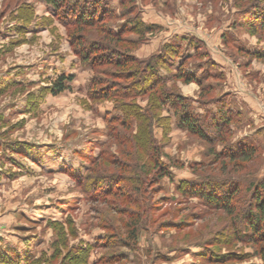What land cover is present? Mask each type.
<instances>
[{
	"label": "rangeland",
	"instance_id": "374dc122",
	"mask_svg": "<svg viewBox=\"0 0 264 264\" xmlns=\"http://www.w3.org/2000/svg\"><path fill=\"white\" fill-rule=\"evenodd\" d=\"M256 1L110 0L115 18L105 19L117 30L134 17L156 26L143 39L124 34L139 40L132 54L159 62L160 73L169 77L163 85L170 99L188 97L199 112L220 104L237 112L229 142L217 148L259 146L258 158L240 175L259 180L264 178V30L245 14ZM72 14L47 0H0V264H264L255 246L234 237L227 216L177 188L198 177L196 164L210 160L212 145L180 125L172 100L156 106L150 92L129 100L149 116L150 141L140 136L139 121L132 120L130 130L113 122L123 112L106 92L116 86L134 92L138 82L121 80L116 68L100 59L92 60L95 68L82 59L86 43L71 41ZM87 38L100 39V33ZM168 46L192 56L188 69L204 87L213 86L207 98L200 97L203 86L177 78L183 57L171 58ZM163 53L171 66H161ZM104 70L112 73L103 76L104 97H92V80ZM63 75L74 78L55 93L53 85ZM215 97L218 102L207 107L198 101ZM253 129L259 134L239 140ZM121 131L128 140L117 137ZM154 145L170 173L159 181L160 170L146 172ZM101 153L117 156L104 155L100 162L106 171L98 185L114 186L113 193L81 181L97 168L94 159ZM125 177L141 181L137 190L124 186ZM149 197L154 216H144L136 244L129 245L126 221Z\"/></svg>",
	"mask_w": 264,
	"mask_h": 264
},
{
	"label": "trees",
	"instance_id": "16d2710c",
	"mask_svg": "<svg viewBox=\"0 0 264 264\" xmlns=\"http://www.w3.org/2000/svg\"><path fill=\"white\" fill-rule=\"evenodd\" d=\"M92 1L93 4H96L95 6H91V3L81 2L80 6V3L71 5L67 0H47L56 10H59V8L68 9L70 13H73L72 15L75 18L72 23H68L73 24L69 33L71 34V41H74L75 38L81 43H86L85 48L79 51V55L84 61L95 68L96 64L92 60L96 61V59H100L103 66H114L116 68L115 74L121 80L131 82L132 84L138 82L134 85V92L122 86H116L115 90L106 92L107 97L113 96L116 99V103L119 104L116 108L122 109L123 112V115L117 117L113 122L117 121L121 123L120 125L123 128L130 130L128 127L132 120L139 121L140 130H144L140 136L143 137L145 135L150 141L152 133L149 131V116L146 115L144 109L138 105L135 106V102L129 100H135L138 96H144L148 92H150V97L153 103H156V106L164 105V103L172 100L171 103L175 107L174 113L180 125L187 128L190 133L205 139L212 145L207 154L210 160L208 159L207 161L205 159L196 164L197 171H201L198 177L194 180L180 181L177 188L183 190L185 196L198 197L210 208L220 211L227 216L230 219L231 231L234 237L237 240L255 246L258 250L257 254L264 258V178L257 180L251 176H240L243 171H246L249 164L258 158L260 147L256 144L245 142L239 146L231 145L224 146L222 149L217 148L218 143L229 142L231 124L236 119L238 113L225 104L218 105L216 109L206 108L205 112H199L194 110L188 97L184 98L178 95L176 99H170L171 97L165 92L166 87L163 85L169 77L160 73L159 62H153V60L143 61L137 58L132 54V49L139 44V40L124 37V34L127 32H134L139 38L143 39L144 34L146 32H153L156 26L146 25L142 20L134 17L133 20L122 25L120 29H114L108 26L105 19L115 18V11L109 6L110 0ZM247 6L246 8L249 9H246L245 14H250L251 16L248 19L260 21L261 27L264 30V0H257L254 4L249 3ZM90 28L96 29L93 32L89 31ZM97 31L100 33V39L87 38V36H93ZM167 49L171 51L170 53H173L171 58H174L173 56L177 58L183 57L176 67L178 70L177 78H180L185 83L196 82L200 86H203L200 97L207 98L213 86L204 87L200 76L188 69L186 66L187 60L192 56L184 54L185 51L179 47L168 46ZM162 65H172L171 59L166 57L165 53L161 54ZM106 73L110 72L104 70L92 80V85L96 84V87L92 91V97H104L102 93H104L103 90H106V79L103 76ZM73 78L74 75L59 77L53 85V91L55 93L64 91L68 87L65 82L67 80L72 81ZM144 80L147 81L144 82ZM159 84L161 85L159 86ZM146 86L147 88H143ZM198 101L207 107L209 103H217L218 98H212L210 101L198 99ZM121 133L122 131L117 134V137L124 141L128 140L129 136L127 134L121 136ZM154 146L156 151L153 154L152 162L146 167V172L151 175L160 170V174L157 177L159 181L170 173L167 167L163 166L159 161V149L156 148V145ZM104 155L112 160L117 158L116 154L107 153L102 155L101 153L94 159L97 168L95 170L90 169L89 174L81 181L86 186L91 185L94 188L100 189V193H113L116 191L113 188L114 186L111 188L108 186L103 189V185H98L106 171L104 166L100 164L103 157H105ZM207 170L208 172L205 174ZM108 177L106 176L105 178L109 179ZM114 178L110 179V185L111 182L115 183ZM121 180H123L124 186L133 190H137L134 186L139 185V182L141 183V181L136 179H133L135 180L134 182L130 177H125ZM133 182L136 185H133ZM150 199L151 197L148 198V205L146 204L142 208V211L134 214L135 218L130 219L131 221H126L125 227L128 229L126 240H128L125 242L129 245L132 243L136 244L140 231L139 224L142 222L144 216L146 218L153 215V211L151 214L149 209ZM240 224H245L246 229L248 228L246 232L241 230ZM117 235H119L120 239H123L122 233L118 232Z\"/></svg>",
	"mask_w": 264,
	"mask_h": 264
},
{
	"label": "crops",
	"instance_id": "0c3cea01",
	"mask_svg": "<svg viewBox=\"0 0 264 264\" xmlns=\"http://www.w3.org/2000/svg\"><path fill=\"white\" fill-rule=\"evenodd\" d=\"M247 94L245 93V96H246ZM249 103V102H248ZM257 129V128H256ZM256 129H253V131H247L246 133H244V134H242V137H240L239 138V140H242V139H246V136H250V135H252V134H255V136H256V134H259V131H257ZM255 136H253V140H255ZM252 138V137H251ZM255 142V141H254Z\"/></svg>",
	"mask_w": 264,
	"mask_h": 264
}]
</instances>
